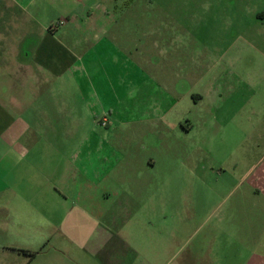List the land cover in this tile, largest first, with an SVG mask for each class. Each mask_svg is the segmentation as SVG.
Segmentation results:
<instances>
[{
	"label": "crops",
	"instance_id": "crops-1",
	"mask_svg": "<svg viewBox=\"0 0 264 264\" xmlns=\"http://www.w3.org/2000/svg\"><path fill=\"white\" fill-rule=\"evenodd\" d=\"M59 4L67 7L60 16ZM80 5V0H0V264H91L88 258L123 264L120 250L106 249L112 240L125 250L124 264H134L127 254L137 258L136 221H120L122 209L113 205L122 182L107 171L124 161L126 140L140 126L162 132L168 125L170 88L163 86L158 98V87L153 92L179 60L170 64L166 52L155 54L167 46L148 33L138 43L131 25L151 24V18L73 14ZM247 11V23L257 24L256 35L263 37L264 8ZM60 19L66 23L52 27ZM103 117L111 134L98 124ZM123 129H130L124 138ZM261 174L264 178V169ZM181 197L193 223L217 215L216 193L188 191ZM246 197L250 194L239 199ZM243 206L240 200L232 213H221L217 221L227 220V226L204 232L201 264H216L220 240L227 248L243 242L232 224L234 210ZM186 226L177 229V239ZM246 232L248 238V227Z\"/></svg>",
	"mask_w": 264,
	"mask_h": 264
},
{
	"label": "rangeland",
	"instance_id": "rangeland-1",
	"mask_svg": "<svg viewBox=\"0 0 264 264\" xmlns=\"http://www.w3.org/2000/svg\"><path fill=\"white\" fill-rule=\"evenodd\" d=\"M80 1L82 5L73 13L79 16L151 18V24L131 25L139 35L138 43L148 33L169 49H156L155 54L166 52L170 64L179 60L169 73L164 72L153 92L158 87L154 94L158 98L163 86L170 88L174 103L168 125L162 132L140 126L130 139H124L129 146L121 153L125 162L107 171L110 179L122 182V194L113 205L122 209L120 221L130 217L136 221L138 254L136 259L127 254L128 261L201 264L204 232L227 226V220L217 219L221 213H232L233 205L243 200L242 210L236 207L232 219L243 242L236 240L227 248L220 240L216 264L259 263L264 258V207L260 209V202L264 203V36L257 37V24L247 23V9L264 8V0ZM65 9L59 4L56 15ZM64 23L60 19L52 27ZM103 129L111 134L109 127ZM122 131V138L130 134V129ZM148 159L154 166L146 165ZM188 191L216 193L217 215L206 221L197 217L193 223L181 200V193ZM245 193L250 199H239ZM252 202L257 204L255 211ZM239 213L246 218L238 219ZM184 224V233L177 239V229ZM106 249L120 250L117 255L124 264L122 247L112 240ZM88 261L95 264L94 258Z\"/></svg>",
	"mask_w": 264,
	"mask_h": 264
},
{
	"label": "built area",
	"instance_id": "built-area-1",
	"mask_svg": "<svg viewBox=\"0 0 264 264\" xmlns=\"http://www.w3.org/2000/svg\"><path fill=\"white\" fill-rule=\"evenodd\" d=\"M98 124L101 126V127H105L107 124H108V120L106 117H103L101 120L98 121Z\"/></svg>",
	"mask_w": 264,
	"mask_h": 264
}]
</instances>
